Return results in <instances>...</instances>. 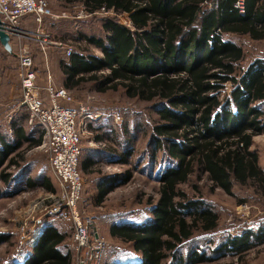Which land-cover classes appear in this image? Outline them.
<instances>
[{
  "label": "trees",
  "instance_id": "16d2710c",
  "mask_svg": "<svg viewBox=\"0 0 264 264\" xmlns=\"http://www.w3.org/2000/svg\"><path fill=\"white\" fill-rule=\"evenodd\" d=\"M66 1L71 8L81 7L87 17L112 15L102 18L104 37L79 33L56 39L72 42L78 50L70 54V65L62 61L65 87L89 84L99 94L121 90L130 100L153 105L159 120L151 131L155 146L151 159L154 162L161 150L171 160L160 175L158 199L150 203L153 218L138 228L115 225L111 235L131 243L144 264H211L229 253L244 262L249 251L264 243V226L257 232L250 229L229 236L211 253L193 245V238L216 231L220 223L213 206L201 199L198 182L232 197L236 186L264 197V169L251 150L254 138L264 134V112L257 105L264 102V60L244 67L246 50L229 40L237 35L264 41V0H244L243 12L235 6L238 0H218L217 7L215 0ZM121 15L128 16V25L118 20ZM90 47L98 48L102 56L94 55ZM147 65L151 71L137 70ZM227 85L234 89L229 98H223L221 92ZM123 130L126 136L138 133V129L131 133L127 126ZM18 138L23 140L22 132ZM106 139L97 137L99 143L108 144ZM41 141H31L28 149ZM110 151L113 162L120 164H128L135 156L125 149L124 153ZM15 158L7 161L9 167L18 164ZM4 162L0 160V168ZM80 166L81 174L100 172L91 159L82 160V154ZM10 177L5 171L0 174L3 182ZM131 177L130 171L120 175V185ZM29 185L36 184L30 181ZM188 186L198 198L188 196ZM45 188L55 192L51 183ZM109 193L110 189L100 185L96 205L101 206ZM68 237L50 229L37 244L31 264H73L70 245L64 251ZM185 245L186 253L182 251Z\"/></svg>",
  "mask_w": 264,
  "mask_h": 264
},
{
  "label": "rangeland",
  "instance_id": "374dc122",
  "mask_svg": "<svg viewBox=\"0 0 264 264\" xmlns=\"http://www.w3.org/2000/svg\"><path fill=\"white\" fill-rule=\"evenodd\" d=\"M48 11L49 13L43 17L41 23L37 22L34 15L27 17V39L13 38L15 52L7 54L0 46V72L7 71L13 75L14 83L20 76L18 56L21 44L27 47V55L33 60L36 74L38 75L39 69H42L44 60L46 65L49 64L53 78L51 85L61 88L63 78L58 62L60 60L68 61V52L78 50L72 42L61 43L56 39L64 35L76 37L79 33L97 35L96 37H98L102 35V18L112 15L105 12L98 14L97 17H87L81 7L65 9L58 0H49ZM118 20L122 24H127L125 17L118 16ZM238 42L245 47L248 55L244 67L256 59L264 60V42L253 43L245 39H239ZM91 51L94 55H101L97 49L92 48ZM14 53L15 55H13ZM233 89V86L227 85L221 92V97L229 98ZM66 91L70 101H63V105L74 108L84 107L93 117L107 116L112 120L118 133H122L125 126L130 129V132L138 129V133L123 136L122 140H119V135L111 136L115 140L111 139L109 140L111 142L107 144V147L110 145L117 151L120 150L121 153H124V149L125 151H134L135 156L129 159L128 164L113 162L97 165L98 168L100 167L99 173L90 176L83 175L85 181L89 183L87 192H85L89 200L81 205V209L86 211V215L94 217V229L104 237L108 245L106 264H112L121 257L127 259V256L135 254L132 252L131 243L124 242L110 234L111 225H115L116 222L146 224L149 219L153 218L150 203H154L158 199L160 175L170 158L160 150L157 152L154 162L151 159V151L155 148L154 143L151 142V131L159 120L152 109L153 105L130 100L121 90L99 94L89 84L73 91ZM257 105L264 112V102ZM87 136L81 139L82 149L90 144V139H87ZM127 142L130 143V146L126 145ZM129 147L132 148L129 149ZM251 150L258 154L259 163L264 169V134L254 138ZM18 155H22V158H18ZM12 157L18 159V164L9 167L7 159L0 168V174L5 171L11 175L8 182H3L0 179V264H25L31 249L37 247L42 239L43 233L41 232L46 229L44 228L45 222H49L48 218L42 216L43 204L48 208L52 199H57L62 194V190L50 167L45 151L39 148L28 149L27 141H24L14 151ZM140 157H142L141 161H138ZM152 165L153 168H151ZM27 168L31 170L27 172ZM79 169L81 171V166ZM127 171L132 174L130 181L112 191L101 207L90 203V199L98 194L96 179L98 175L102 173L124 176ZM27 174L30 179H33L30 181L36 184L34 187L27 185ZM47 183H51L55 192L45 188ZM198 186L201 199L210 203L220 216L219 228L216 231L198 234L193 238V245H199L200 250L211 253L229 236L243 235L250 229L257 232L260 226H264V197L254 190L236 186L233 190L235 196L232 197L219 189L212 191L210 184L204 181L198 182ZM185 189L189 197L195 199L199 197V194L189 186ZM242 200H246V203L239 204ZM37 233L39 235L36 239ZM65 243L68 245L66 251H69V245L71 249L72 243L70 236L65 240ZM187 245L182 248L184 253L188 251ZM239 259L238 255L229 253L218 257L211 264H264V243L249 251L244 262H240ZM73 264H76L75 260H73Z\"/></svg>",
  "mask_w": 264,
  "mask_h": 264
},
{
  "label": "built area",
  "instance_id": "2783aa9c",
  "mask_svg": "<svg viewBox=\"0 0 264 264\" xmlns=\"http://www.w3.org/2000/svg\"><path fill=\"white\" fill-rule=\"evenodd\" d=\"M215 1L214 6L217 7L218 0ZM48 4L49 0H0V16L7 32L20 37L18 29L21 21L30 15L41 23L49 13ZM235 6L243 12L244 0H238ZM19 52L22 91L18 107L25 108L29 112V122L39 127L42 141L37 148L46 152L62 190V194L52 199L48 208L43 204L42 216L50 221L71 222V250L76 264H103L108 245L94 229V217L86 215V211L81 209V205L89 200L85 195L89 183L79 169L81 139L89 133L90 123L100 115L93 117L84 107L63 105V101H70L68 92L51 84L45 89L47 102H44L39 94L37 74L32 58L27 55V47L20 44ZM71 53L69 51L68 55ZM3 126H7V123ZM3 126L0 125L1 128Z\"/></svg>",
  "mask_w": 264,
  "mask_h": 264
},
{
  "label": "crops",
  "instance_id": "0c3cea01",
  "mask_svg": "<svg viewBox=\"0 0 264 264\" xmlns=\"http://www.w3.org/2000/svg\"><path fill=\"white\" fill-rule=\"evenodd\" d=\"M58 1L62 4V6L65 9L70 8V6H71V4H69L66 0H58ZM164 1H165V3L167 2V0H164ZM121 16L125 17L127 19L126 25H128L129 24L128 16L127 15H121ZM18 32L21 34L20 37L17 35H11V37H10V46H11L10 50L6 49L0 43L1 49H3V51L5 53L12 54V52H15V48L13 46V38L16 39V37H17V38L27 39V18H24L21 21ZM82 34H85V33H82ZM87 35L97 36V35H90V34H87ZM104 35L105 34L103 32V29H102V35H99V36L104 37ZM239 39H245V40H248V41L253 42V43H263L264 42V41L254 42V41H251L247 37H239L237 35L229 36V40H231L233 43L237 44L238 46L243 47V49L245 50V47L241 43L238 42ZM24 41L27 43L26 40H24ZM82 45L85 46L86 44L84 43ZM92 48L97 49L101 53L100 56H102V52L98 48L90 47V50H92ZM13 55H15V53ZM62 61H64V60H60L58 62V67H59L60 72H61V77L63 78V83L61 84V88H65L68 91H73L74 89H77V88L68 89L65 87L66 76L62 71V67H61ZM65 62H66V64L70 65V63H71L70 58L68 61H65ZM43 63H44V65H43L42 69H39V74L37 75L36 83H37V86L39 88V94H40L42 100L44 102H47V94H46L45 89L48 85H50L52 83L53 78H52V75L50 73L49 64L46 65L44 60H43ZM137 70L140 72L141 71H151L152 67L150 65H147L143 68H138ZM21 91H22V89H21V78H20V76H19L18 80L14 83V76L13 75L7 73V71L0 72V125L3 126L5 123H7V126H3L2 128L0 127V160L1 161H6L7 159L8 160L11 159L12 156L14 155V151L18 147H20V145L22 143H24V141H27V144L29 146L32 143L31 141L40 140V129H39V127L37 125H32L29 122V112L25 108L18 107V102L20 101V97H21ZM113 125L114 124L112 123V120L110 118H107V116L99 117V119L94 120L90 123L89 133L86 134V135H88L87 139H90L89 140L90 144L86 145V147H84L83 149L81 148L82 149V153H81L82 154V160L83 159H91L95 163V167H97V165L101 166L103 164L113 163L114 160H113L112 155L110 153L111 152L110 149L112 147L110 146V148H109V147H107V144L105 145V143H101V142L99 143V141L97 140L98 136H104L107 138L105 140V142H107L109 144L111 141H108V140H111V139L115 140L114 138H111V136H117V135L120 136L119 140H122L123 136L125 137L126 134L124 133V131L122 133H118V131L115 129L116 127ZM21 132L24 135L23 140H20L18 138V134ZM19 142H20V144H19ZM37 147L38 146H35L32 149H36ZM28 152H31V151H28ZM28 152H27V155H28ZM5 154H8V155H5ZM38 164H40V163H38ZM38 166H40V165H38ZM29 170H31V169L27 168V172H29ZM95 173H97V172H95ZM92 174H94V173H92ZM82 175L90 176L91 173L85 174L82 172ZM96 179L98 181V186H97L98 191H99L100 185H102V187H104V188L110 189V193L112 191H114L115 189L120 188V186H121L120 185L121 178H120V175H118V174H102L101 173L100 175H98V177H96ZM30 180H32V179H30L28 177V174H27V185H29ZM96 198H97L96 195H95V197L92 198L93 205H96V203H95ZM101 206H97V207H101ZM114 224L119 226L122 223L116 222ZM127 224H130L131 228H138V226L143 225V224H136V223H127ZM115 225H111L110 230ZM44 228H46V229L42 230V232H41V233H43L42 236H44L52 228H55L58 230V232L67 234L69 236L72 234V224L70 221H50L49 220V222H47V221L45 222ZM110 234H111V231H110ZM38 235H39V233H37L36 239L38 238ZM41 242L42 241L40 240L38 245H40ZM36 248L37 247H35V248L33 247L31 249V251L29 253V257H27V263H25V264H31V263L35 262ZM64 251L68 252L66 250H64ZM132 252L135 255H132V256L129 255V256H127L128 257L127 259H123L124 257H121L119 260L114 261L112 264H144V258L142 257V255L140 253H137L134 250ZM107 259H108V257L106 255V259H105L104 263H106Z\"/></svg>",
  "mask_w": 264,
  "mask_h": 264
},
{
  "label": "water",
  "instance_id": "95a60500",
  "mask_svg": "<svg viewBox=\"0 0 264 264\" xmlns=\"http://www.w3.org/2000/svg\"><path fill=\"white\" fill-rule=\"evenodd\" d=\"M10 36L0 16V43L8 50L11 49Z\"/></svg>",
  "mask_w": 264,
  "mask_h": 264
},
{
  "label": "bare ground",
  "instance_id": "6f19581e",
  "mask_svg": "<svg viewBox=\"0 0 264 264\" xmlns=\"http://www.w3.org/2000/svg\"><path fill=\"white\" fill-rule=\"evenodd\" d=\"M36 242H37V240H36Z\"/></svg>",
  "mask_w": 264,
  "mask_h": 264
}]
</instances>
